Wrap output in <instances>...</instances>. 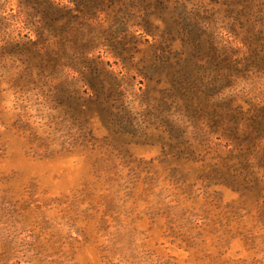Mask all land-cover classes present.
Returning a JSON list of instances; mask_svg holds the SVG:
<instances>
[{"label":"rangeland","instance_id":"1","mask_svg":"<svg viewBox=\"0 0 264 264\" xmlns=\"http://www.w3.org/2000/svg\"><path fill=\"white\" fill-rule=\"evenodd\" d=\"M0 264H264V0H0Z\"/></svg>","mask_w":264,"mask_h":264}]
</instances>
